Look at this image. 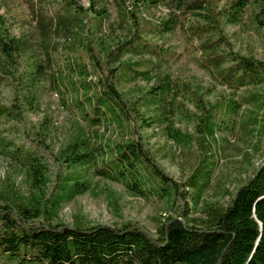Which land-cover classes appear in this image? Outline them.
Returning <instances> with one entry per match:
<instances>
[{"label":"trees","instance_id":"trees-1","mask_svg":"<svg viewBox=\"0 0 264 264\" xmlns=\"http://www.w3.org/2000/svg\"><path fill=\"white\" fill-rule=\"evenodd\" d=\"M58 1L62 12L52 15L41 7L36 12L34 39L12 33L0 16V84L11 88L10 101H0V119L22 122L28 111L39 110L46 81L74 112L67 140L56 152L46 141L56 129L47 112L32 130L13 126L0 136V153L24 172L27 186L24 191L9 178L7 189L0 188V264H264V157L233 192L225 190L227 201L211 200L203 197L211 168L197 167L177 180L140 134L160 122L177 145L205 147L218 131L232 129L230 120L246 104L254 107L245 122L249 131L264 130V54L234 51L224 33L225 24L246 17L264 28V0H132L130 9L128 0H114L124 12L125 31L106 38L91 36L84 22L93 9L89 18L102 32L109 13L105 6L96 8L98 0L86 8L80 0ZM159 3L170 15L146 26L142 8ZM188 15L196 21L187 26L181 16ZM178 28L191 45L201 41L196 59L229 89L227 95L212 102L201 86L164 68L168 50L148 31ZM55 37H64L74 51L65 68L53 56ZM135 56H144L151 67L135 68ZM123 71L145 84L121 90ZM182 118L195 121L193 134L177 126ZM56 163H64L67 174L55 170ZM93 176L120 183L134 196L163 202L166 211L159 214L155 232L129 221L89 225L82 214H75L73 224L57 220L63 201L95 190ZM107 197L117 210L116 192L110 190ZM37 218L45 222H31Z\"/></svg>","mask_w":264,"mask_h":264},{"label":"rangeland","instance_id":"rangeland-1","mask_svg":"<svg viewBox=\"0 0 264 264\" xmlns=\"http://www.w3.org/2000/svg\"><path fill=\"white\" fill-rule=\"evenodd\" d=\"M97 2L96 8L105 6L109 16L105 18L103 30L100 32L97 23L89 18L93 15V9L88 11L84 17V22L90 29V35L93 36L95 33L98 37L103 36L106 38L114 32L123 34L125 31V23L122 22L124 12L119 11L114 0H98ZM80 3L86 8L90 6L91 0H80ZM132 3V0L127 1L129 9L132 7ZM40 7L52 15L63 11L58 0H0V16L4 21V25L12 33L33 36L34 39L37 32L35 14ZM140 15L143 23L149 27L152 23L160 20L161 17L169 16L170 12L165 4L159 3L158 6L143 7ZM181 19L185 21L187 26L196 21L195 17H189V15L187 19L182 16ZM224 33L234 51L246 55L253 54L257 57L263 56L264 28L257 27L250 21L249 17L237 24H225ZM148 35L168 50L166 60L163 62L164 68L175 76L188 79L201 86L206 99L213 102L221 94L227 95L230 92L228 88L216 82L199 65L196 56L201 52L197 51L195 47L201 42L200 40H194L193 45H191L179 28L161 34L148 31ZM53 48L56 64H59L61 68H65L67 64L73 62L74 51H72L69 41L65 40L64 37H55ZM37 51L39 56L42 57L41 50L38 49ZM142 58L144 56H135L134 59L138 60L139 64L133 66L138 70L150 68L151 65L144 63ZM23 62L24 64L28 63L27 58L23 59ZM45 69L49 74L51 69L48 67ZM140 84H145L142 78L136 77L128 71L121 72V79L118 82V87L121 90L128 92L129 89H135ZM10 98V86L0 84V101L8 103ZM40 99V109L28 111L25 121L17 122L7 118L0 119V136L1 134H7L9 132L7 129L13 126L18 131L24 129V125L27 130H32L33 126L47 112L53 118L56 129L52 137H49L46 141L49 144V149L56 152L58 147L67 140L74 112L64 106L57 92L48 88V81L44 82ZM188 106L191 110H195L193 103L188 102ZM253 108L251 104L244 105L240 109L238 117H235L233 122L230 120L233 126L232 129L225 132L218 131L216 133L217 139L211 141L205 147L183 148L177 145L174 140L165 135V124L160 122L152 123L150 126L143 128L140 134H142L144 141L153 152L157 162L177 180H184L197 167L207 166L208 169L211 168L212 175L204 190L203 197L225 202L229 198V196H223L225 190L228 189L233 192L253 172L254 168L261 164L264 157V130L253 135L249 131V125L245 123L249 115L252 114L250 111ZM176 124L192 134L195 131V121L191 119L182 118L177 120ZM45 154L49 153L46 151ZM54 166V169L62 174H67L69 169L66 168L64 163L63 165L56 163ZM24 177V172L16 168L13 161L0 153V188L7 189L9 186L8 180L11 178L17 186L26 191L27 186L24 183ZM92 179L95 183L98 182L95 190L87 191L73 199L63 201L57 220H61L65 224H73L75 214H82L89 225L100 223L112 226L129 221L132 224L141 226L150 233L155 232L159 214H165L166 211L163 202L134 196L122 184L117 182L95 176ZM110 190L116 192V196L119 198V208L117 210L108 202L107 194ZM199 214V212L193 211V215ZM31 222L45 221L43 218H37L31 220Z\"/></svg>","mask_w":264,"mask_h":264}]
</instances>
